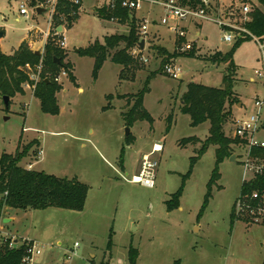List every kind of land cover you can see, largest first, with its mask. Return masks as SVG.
Returning a JSON list of instances; mask_svg holds the SVG:
<instances>
[{
  "label": "rangeland",
  "instance_id": "obj_1",
  "mask_svg": "<svg viewBox=\"0 0 264 264\" xmlns=\"http://www.w3.org/2000/svg\"><path fill=\"white\" fill-rule=\"evenodd\" d=\"M31 2L40 6L43 1L0 0V27L6 33L1 47L7 55L15 53L30 31L31 50L44 55L47 41L43 43L42 36L49 29L50 12L40 16ZM93 4L94 0H84L79 19L71 29L68 22L64 24L68 29L66 61L75 66L83 92L79 93L69 78L64 77L60 84L65 91L58 93L60 113L57 116L42 112L34 89L25 88V95L10 100L9 107L0 99V154H15L18 149L24 152L34 144L20 166L27 169V165L34 164V171L59 178H77L90 188L85 208L81 212L51 208L26 213L6 209L4 218L19 216L6 226V233L21 241L26 236L44 244L46 249L39 264L66 262L75 243L80 246L69 264H130L131 247L139 251L137 264H174L176 261L264 264V227L250 224L234 207L246 178L239 160L234 163L227 159L219 165L220 180L213 186L212 197L202 213L208 184L216 168V148L210 147L184 183L180 208L173 211L167 208L171 196L183 186L191 159L201 148V143L196 142L181 146L182 140L198 138L204 142L210 131L209 122L191 126L190 116L180 112L181 98L192 83L218 89L226 85L227 65H214L209 58L229 53L238 39L246 40L235 49L233 57L236 66L233 91L240 100L232 108L233 120L255 113V100L264 96L263 84L255 75L262 67L259 46L242 31L250 16L243 13V7L264 12V6L258 0H214L210 15L214 19L228 17L229 26H220L212 20L197 26L183 22V26L189 27V41L197 44L194 57L173 58L163 64L164 57L156 46L171 54L177 49L165 38L152 39L144 52L147 62L135 59L126 70L130 81L120 83L121 66L108 60L102 73L94 79V60L77 53L95 41L103 43L106 37L130 32L129 24L99 18L92 11ZM21 5L28 9L27 18L20 14ZM161 16L157 14V18ZM142 18L138 16V20ZM151 30L170 36L166 28L152 26ZM51 33L57 36L54 29ZM226 35H232L233 42L224 41ZM168 63L182 68L181 80L165 74L164 66ZM153 73L144 106L154 122L152 125L135 123L130 128L135 142L128 145L129 127L122 113L134 104L132 96L143 89ZM111 94L113 99L108 102L106 96ZM109 103L112 108L104 111ZM233 132L234 127L229 124L225 130L227 137L233 138ZM260 138L264 139V132ZM155 144L163 147V151L151 156L158 163L155 187L132 183L133 176L142 170L144 156L151 153ZM40 151L38 160L36 153ZM241 153L237 147L234 155L238 157ZM112 231L113 248L107 251Z\"/></svg>",
  "mask_w": 264,
  "mask_h": 264
},
{
  "label": "trees",
  "instance_id": "obj_2",
  "mask_svg": "<svg viewBox=\"0 0 264 264\" xmlns=\"http://www.w3.org/2000/svg\"><path fill=\"white\" fill-rule=\"evenodd\" d=\"M181 5L189 6L193 9L202 6L200 0H179ZM264 6V0H258ZM32 6L34 2H31ZM96 15L106 21H110L112 17L121 18V23L129 24L130 32L128 35H113L106 37L104 42L95 41L86 48L78 50L81 57H89L94 60L93 78L97 79L104 64L110 60L112 63L121 66L123 69L120 73V81H130L127 77V71L134 63L131 56V49L140 44L137 34V19L126 10H117L112 13L106 9H100ZM249 21L244 28L252 36L264 39V12L260 9L253 8L249 13ZM79 19V8L74 6L69 0H59L56 8V14L53 16V28L60 25L65 26L68 22V29ZM60 36H49L45 45L43 56L36 55L31 50L28 42H23L13 55H6L0 48V99L9 97L10 100L19 95H25V87L27 84L34 85L25 71V66L30 64L37 66L42 61L43 70L39 82L36 84L34 96L40 101L43 113L57 116L60 113L57 95L63 88L56 78L62 71H66L69 80L75 84L76 78L73 74L74 66L71 62L66 61L67 52L58 47L57 41ZM250 39V38H249ZM246 40L238 39L233 50L227 54H216L209 58L214 65L226 64L229 71L225 79V87L222 89L208 87L202 84L192 83L187 87L186 93L181 98L180 112L191 118V126L198 127L204 123H210L209 136L204 142L198 138H188L181 142V146L187 144L201 143L198 155L191 159V168L187 175L183 178L182 188L167 202L169 211L180 208V198L183 193L184 183L192 174V170L200 157L212 146L216 148V168L212 178L208 184V193L205 197L203 211L208 206L212 197L213 186L220 180L219 165L225 160L230 159L235 154V149L239 144L238 139L227 137L225 130L229 124L233 122V106L239 104L240 100L233 91L234 80L232 76L236 72V66L233 61L235 49ZM185 40L181 39L177 42L179 47ZM123 45V47H122ZM156 50L164 57L163 64L169 59L179 57H194V49L183 53L177 51L174 54L169 53L164 48L156 46ZM60 60V64L57 60ZM140 61V60H139ZM49 75V76H48ZM154 78L151 74L145 81L143 89L138 92L134 98V104L129 106V110L122 113L126 122V126L132 128L137 122H149L151 125L154 120L144 106L145 96L150 92V82ZM110 102L112 95L106 97ZM111 104L103 108L104 111L109 110ZM127 144L131 145L135 142L134 136L129 135L126 139ZM38 144V142H37ZM34 144H30L24 152L20 149L15 154H0V219L4 218L6 209L19 211H43L51 208L63 209L68 211L81 212L84 210L89 186L80 182L77 178H59L54 175L46 174L34 170H28L20 166L21 161L32 150ZM264 156V150L258 151ZM38 154V152L36 153ZM264 188V180L258 179L248 184H242L241 194L250 193L257 189ZM241 220V219H239ZM232 224L235 222V215L231 214ZM113 231L110 235V241L107 251L113 248L112 242ZM26 244L19 248H10L8 245L0 247V264H23L26 256ZM139 251L133 247L129 249L128 259L130 264H137ZM95 264L94 262H92ZM100 264H109L102 262ZM174 264H181L176 261Z\"/></svg>",
  "mask_w": 264,
  "mask_h": 264
},
{
  "label": "built area",
  "instance_id": "obj_3",
  "mask_svg": "<svg viewBox=\"0 0 264 264\" xmlns=\"http://www.w3.org/2000/svg\"><path fill=\"white\" fill-rule=\"evenodd\" d=\"M42 4L39 6H34L36 10H46L50 12L51 21L53 22V14L56 13V8L59 0H42ZM74 6L79 8L81 12L84 4V0H69ZM214 0H200L202 6L197 9H193L189 6L181 5L179 0H94L93 12H97L100 9H106L112 13L117 10H126L131 15H134L137 19V34L139 37V42H145L144 50L141 49L140 44L134 46L130 54L141 62L146 63L147 59L144 56V52L148 49V42L154 36L152 33V26L161 27L168 29L170 35L174 36L177 42L181 39L185 40L181 47H177V51L186 53L193 49V45L187 41L188 32L186 28L182 25L183 22H194V21H215L218 25L227 27L228 17L226 18H212L210 15L211 6ZM152 11L154 8H160L162 11V16L160 18L154 17V15H147L138 20V14L144 12L146 9ZM252 9L249 6L243 7V13L248 15ZM38 13V12H37ZM20 14L22 16L28 17V9L25 5H21ZM249 18L247 19V22ZM111 23H121V18L114 16L109 21ZM127 24V23H126ZM125 25V24H124ZM63 27V25L59 26ZM55 28V33L60 36L57 41V45L60 49H67V37L63 32H58V28ZM246 35L253 38L259 46V51L261 54L260 63L262 64L261 69L255 71L256 79L262 82L264 87V39H260L252 36L244 28L242 30ZM156 34V33H155ZM224 41L233 42L232 35H226ZM147 46V47H146ZM164 72L170 78L175 80H181L183 70L176 63H168L164 66ZM25 71L34 85L27 84L25 88L34 89L36 84L39 82L40 74L43 70L42 61L37 66H32L27 64L25 66ZM68 74L66 71H62L61 75L56 78V82H59L66 77ZM253 79V82L256 81ZM255 113L249 115L248 117L236 118L231 123L234 127L233 138L239 140L237 145L238 149L242 152L237 157L245 170V179L243 184H248L258 179L264 180V156H261L258 151L264 150V139L260 138L262 132H264V96L258 97L255 102ZM160 147V148H159ZM160 149V150H159ZM163 150L162 146H155L153 151L145 155L143 158L142 170L138 176H133L131 179L132 183L141 184L146 188L155 187V169L158 163L151 159L154 152H161ZM42 152H38L37 159L41 158ZM239 158V159H238ZM34 164L27 165L28 170L33 169ZM235 211L237 214L241 215L250 224L258 225L264 227V188L257 189L250 193L240 195L235 203ZM240 216V217H241ZM4 219H0V247L3 245H8L12 248H19L20 246L26 244V256L23 259V264H39V258L44 254L46 246L36 240L24 239L20 240L16 237L10 236L6 233V226L4 224ZM80 246L79 243H75L74 249L69 252L70 255L67 256V261L62 264H69L68 261L74 256V251ZM122 261H120L121 263Z\"/></svg>",
  "mask_w": 264,
  "mask_h": 264
},
{
  "label": "crops",
  "instance_id": "obj_4",
  "mask_svg": "<svg viewBox=\"0 0 264 264\" xmlns=\"http://www.w3.org/2000/svg\"><path fill=\"white\" fill-rule=\"evenodd\" d=\"M93 6V5H92ZM93 8V7H92ZM82 11V10H81ZM45 13H47L46 11H41V13L39 14L40 16H43ZM154 15V17H157V14H161L162 15V11H161V9L160 8H154V9H152V11H150L149 10V8L148 9H146L144 12H141V13H139L138 14V16H141V17H144V16H147V15ZM22 16V15H21ZM25 17V16H24ZM27 18V17H26ZM17 21H19L20 19L19 18H17L16 19ZM203 21H194V22H189V23H194L195 25L197 24L198 25V23L199 24H201ZM196 25V26H197ZM201 26V25H200ZM185 28H186V30H187V32H188V34H189V27L188 26H184ZM53 22L51 21V17H50V22H49V29H48V31L46 32V34H45V36L43 35L42 37H43V43H46V37L48 38V36L51 34V32L53 31ZM66 30H68L65 26H63V30H62V32L64 33V34H66ZM36 32H38V30H35ZM0 32H3V28L2 27H0ZM30 32H32V31H30ZM30 32H29V34H28V36H27V38L26 39H24V41L23 42H28L29 43V35H30ZM34 32V31H33ZM4 33V36L0 39V48H1V50H2V52H3V49H2V47H1V44H2V41H3V39L5 38V36H6V33L5 32H3ZM38 33H40V32H38ZM156 32H154V36H152V39H157V38H165L166 40H168L169 42H173V46H174V50H176V48L178 47V45H177V40L175 39V37L174 36H172V35H170V36H166V35H164V36H162V35H159L158 33H156ZM151 39V40H152ZM45 41V42H44ZM187 41L189 42V43H191L192 45H193V49H195L196 48V46H197V44H196V42H190L189 41V38H188V35H187ZM22 42V43H23ZM21 43V44H22ZM20 44V45H21ZM30 44V43H29ZM19 45V46H20ZM147 47V46H146ZM158 47H159V45H158ZM19 48V47H18ZM17 48V49H18ZM4 53V52H3ZM77 53H78V51H77ZM5 54V53H4ZM7 55V54H6ZM68 55V54H67ZM69 58V57H68ZM105 65H106V63L104 64V66H103V68L101 69V71H100V73H99V75L102 73V71L104 70V67H105ZM74 66V65H73ZM73 74H74V76H75V78H76V83L74 84L77 88H78V92L79 93H82L83 92V89L80 87V84H79V80H78V77H77V75H76V69H75V66H74V70H73ZM119 79H120V75H119ZM252 82H253V79L251 80ZM120 83H121V81H120ZM65 90H63V91H61V92H64ZM60 94V93H59ZM58 94V95H59ZM58 95H57V98H58ZM112 95V94H111ZM107 97V96H106ZM239 107H243L242 106V104H240L239 105ZM207 139V138H206ZM155 146H161V145H159V144H155L154 146H153V148L155 147ZM152 151H153V149H152ZM151 151V152H152ZM163 151V150H162ZM15 211H17V212H21V211H19V210H15ZM30 211V210H29ZM29 211H26V212H29ZM25 212V213H26ZM18 217L19 216H16L15 215V217H11V218H5V219H10L11 221H10V223L9 224H7V225H10V224H12L13 222H15L16 221V219H18ZM25 238H27L28 239V237H26L25 236ZM121 261V260H120ZM119 261V262H120Z\"/></svg>",
  "mask_w": 264,
  "mask_h": 264
},
{
  "label": "water",
  "instance_id": "obj_5",
  "mask_svg": "<svg viewBox=\"0 0 264 264\" xmlns=\"http://www.w3.org/2000/svg\"><path fill=\"white\" fill-rule=\"evenodd\" d=\"M41 11H46V10H40V9H39V10H37L38 14H40ZM62 30H63V27H59V28H58V32H62ZM3 36H4V33H3V32H0V39H1ZM140 47H141L142 50H144V48H145V42H144V41H142V42L140 43ZM36 55H38V56H42L40 52H36ZM57 63L60 64V60H59V59L57 60ZM3 101H4V103H5V106H6V107H9V105H10V98L6 96V97L3 98ZM130 133H131V129H130V128H127L126 136L128 137V136L130 135ZM230 161L236 163V162H237V156L233 155V156L230 158ZM10 221H11L10 219H4V224H9Z\"/></svg>",
  "mask_w": 264,
  "mask_h": 264
},
{
  "label": "bare ground",
  "instance_id": "obj_6",
  "mask_svg": "<svg viewBox=\"0 0 264 264\" xmlns=\"http://www.w3.org/2000/svg\"><path fill=\"white\" fill-rule=\"evenodd\" d=\"M160 148V147H159ZM160 150V149H159Z\"/></svg>",
  "mask_w": 264,
  "mask_h": 264
}]
</instances>
